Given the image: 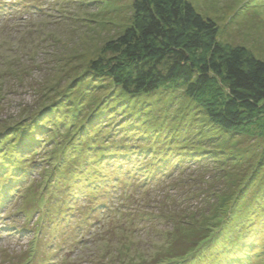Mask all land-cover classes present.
<instances>
[{"label":"rangeland","instance_id":"1","mask_svg":"<svg viewBox=\"0 0 264 264\" xmlns=\"http://www.w3.org/2000/svg\"><path fill=\"white\" fill-rule=\"evenodd\" d=\"M135 1L0 0V264H264V169L221 218L264 142L232 154L214 131L200 145L207 122L183 91L131 98L85 72L133 24ZM188 1L222 43L264 61V0ZM181 107L172 152L157 122ZM195 228L213 235L202 250Z\"/></svg>","mask_w":264,"mask_h":264},{"label":"trees","instance_id":"2","mask_svg":"<svg viewBox=\"0 0 264 264\" xmlns=\"http://www.w3.org/2000/svg\"><path fill=\"white\" fill-rule=\"evenodd\" d=\"M133 10V24L119 38L107 41L100 57L88 63L85 72L111 80L131 98L148 97L162 88L183 91L208 124L205 125L207 132H203L206 139L200 145L210 141L208 138L214 131L219 133L217 144H221L220 137L225 135L228 146L224 142L222 145L227 149L231 146L232 154L246 138L264 142V61L244 47L222 43L218 24L203 17L188 0H136ZM183 112L185 109L181 107L171 119L173 114L167 111L161 122H157V134L173 138L174 143L169 147L172 152L184 135L185 128L180 129L182 122L175 121L179 115L183 116ZM185 143L184 147L193 150L191 143ZM212 148L217 150L215 145ZM252 152L254 154L248 159L241 160L236 180L226 187L228 197L224 195L223 201L228 204L221 215L223 220L235 207L247 180L264 169V155L261 156L264 143L260 147L261 153L257 154L255 147ZM205 153L207 159L215 156L208 151ZM157 154L161 157L172 153L158 151ZM181 155L180 152L173 159L183 160ZM248 163H251L249 167ZM158 174L165 173L159 170ZM111 217L103 220L104 229L99 234L105 232L108 227L105 222H110ZM257 220L252 224L254 234L259 231L254 226ZM192 230L193 249L202 250L213 235L200 242L195 235L199 231Z\"/></svg>","mask_w":264,"mask_h":264}]
</instances>
